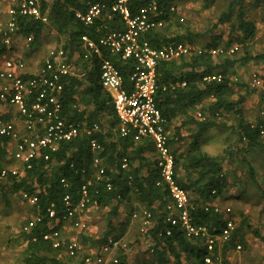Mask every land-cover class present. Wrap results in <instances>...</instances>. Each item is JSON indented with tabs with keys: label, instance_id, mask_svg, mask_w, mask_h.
Instances as JSON below:
<instances>
[{
	"label": "built area",
	"instance_id": "obj_1",
	"mask_svg": "<svg viewBox=\"0 0 264 264\" xmlns=\"http://www.w3.org/2000/svg\"><path fill=\"white\" fill-rule=\"evenodd\" d=\"M0 1L8 4V19L0 32V136L12 143V149H7V160L0 169V177L23 176L35 161L52 160L53 154L63 143L82 136L88 137V144L94 153L91 176L81 183L77 191H72L70 180L60 176L59 183L65 190L60 209L55 202H51L41 211L37 190L19 193L21 201L34 209L24 219L19 230L26 242L42 239L71 258H75L83 249L84 245L79 239L66 237L63 230L65 223L69 222L73 228L85 233L88 229L87 212L98 205L89 185L93 178L99 181L106 175V168L99 156L103 150L98 139L102 127L99 121L89 122L72 117L70 110L64 108L63 93L70 78L83 77L81 66L94 64L98 67V84L107 92L108 102L117 121L113 129L117 137H130L134 141L149 140L153 145L154 166L158 175L155 185L164 186L169 197L162 206L167 227L158 232L161 244H165V238L172 235L173 228L177 227L186 238L203 243L204 264H228L222 257L220 245L228 242L237 228L235 218L232 217L233 211L230 206H221L215 199L213 203H205L203 210L224 214L225 220L219 231L212 232L207 226L194 223L190 193L178 182L175 155L169 145L167 120L156 102L158 65L203 52L192 43L176 41L156 46L148 40L150 33L165 27L174 17L183 20L177 6H169L166 19L157 0H144L135 11L130 8L133 0L86 2L83 9L74 11L77 23L93 28L102 18L117 17L119 26L105 30L94 38L88 33L80 34L77 42L80 49L73 52L70 47L62 44L49 48L40 65L29 70L22 57H5L1 51L3 48L10 50L16 37H23L25 45L31 46L32 36L18 32L19 17L47 23L48 14L42 11L41 0ZM236 49L237 46H231L226 51L222 47L206 51L215 56L231 54ZM77 58L80 60L77 61ZM116 61L127 67L126 75L117 67ZM202 80L220 81L221 76L207 74ZM252 82L260 86L261 79L253 77ZM178 85L185 86V82H176L173 86ZM78 104L77 101L71 104L75 112L82 111ZM196 117L202 120L205 118L201 111H197ZM120 166L128 170L127 157L121 159ZM84 172L85 169H81V174ZM107 179L106 176L105 188L111 190L112 183ZM130 218L138 222L141 234L155 227L153 213L146 208L131 212ZM127 247L128 243L122 236L108 234L98 245L95 260L104 263L105 255H109L108 263L118 264L119 252ZM240 249L241 244L237 243L234 250Z\"/></svg>",
	"mask_w": 264,
	"mask_h": 264
},
{
	"label": "trees",
	"instance_id": "obj_2",
	"mask_svg": "<svg viewBox=\"0 0 264 264\" xmlns=\"http://www.w3.org/2000/svg\"><path fill=\"white\" fill-rule=\"evenodd\" d=\"M97 0H41V9L48 14V22L50 26L65 34L68 44L72 48L78 47L77 37L82 33H88L91 37L98 35L96 29L82 26L74 20V11L83 9L86 2H94ZM176 0H157L159 6L164 10V17L168 19L169 6L175 4ZM246 0H230L224 12H221L218 23H229L230 31L226 41H222L221 35H210V40L205 41L200 48L203 52L192 55L183 56L178 61L161 62L158 65V91L156 94V102L160 108L162 115L167 120V126H171L173 120L179 116H186V122L195 127V133L192 137L186 152L176 153L175 155V173L178 182L186 188L190 193V201L194 206L192 210V220L194 223L203 224L212 232H217L222 227L225 216L221 213H209L203 210L205 203H213L227 188L228 183L222 167V158L216 155H210L201 150L198 141L199 135L206 129L219 127L217 124V116L220 112L231 113L237 119V128L239 130V140H246L247 149L250 151L257 145L263 146L261 142V130L264 133V115L259 116L255 123L244 120L242 105L247 99V92L238 95L232 99L233 80L231 75L236 64L245 65L251 61H264V52L251 55L247 51V47L253 42L257 36V27L255 22L248 17L244 7ZM144 0H133L130 4L132 11L142 4ZM264 0H253L254 7L260 6ZM264 20V16L262 17ZM118 22V21H117ZM115 20L107 23L104 31L108 28H114L117 24ZM180 24L178 17H174L172 22H167L165 27L153 31L147 37L148 40L156 46L171 43L184 42L194 43L195 38L199 37V33H194L185 29L180 35L169 36L164 32L170 29V25ZM18 32L25 36H32V46L39 40L40 35L44 31L45 23L39 20L26 19L19 17L17 22ZM223 46H220L221 44ZM231 46H237V49L231 54L211 55L206 50L209 48L222 47L225 51ZM240 49H244V55L238 58L231 57ZM225 56V57H222ZM219 57V60L215 59ZM126 75L124 64L120 61L115 63ZM98 73V67L96 66ZM219 74L220 81L205 82L203 76ZM97 75V74H96ZM125 77V76H124ZM176 82H185V86H173ZM79 81L70 80L65 87L63 104L68 109L75 100L73 98L76 88L79 87ZM165 86V89H163ZM243 86V85H241ZM81 100L87 96L86 104L93 103L94 109L81 112H75L68 109L71 116L77 119H83L87 112L86 119L90 122L97 120L102 127V134L98 136L99 141L103 145V150L99 154L102 164L106 168L103 180L92 179L89 185L92 195L97 199V208H109L110 215H117L119 206L122 201L129 199L132 193L136 201L143 208L151 211L155 219V227L149 230L151 239L158 240V232L167 227L164 221L162 206L169 200L167 190L164 186H156L155 181L158 177L154 161L149 160V155L154 154L151 141L141 140L134 141L130 137H116L113 133L117 121L113 114L112 107L107 99L101 97V87L97 81L92 80L91 85L81 89ZM206 100H210L205 108L199 111L204 115V119L192 117L188 115L189 111L196 110L194 108L201 105ZM264 103V97L262 96ZM205 108V109H204ZM176 135V134H175ZM169 139V145L172 148L173 141ZM176 141V140H175ZM7 139L0 136V169L6 163L8 151L6 148ZM146 153V155H145ZM94 153L88 144V137L82 136L75 140L63 143L59 150L53 154L50 161H35L31 169L25 172L23 176H5L0 177V186L3 192L12 190V192L38 191L39 208L41 211L51 202H55L57 208H61V197L65 190L59 183L60 176H65L72 183V191H77L83 181L91 176V163ZM127 157L129 160L128 170L121 169V159ZM137 164L135 167L134 164ZM248 166L249 179L257 180L254 167ZM146 168V174L143 169ZM81 169L85 172L81 174ZM184 171V178L179 177V171ZM106 176L112 183V189L106 190ZM129 176L131 178H129ZM107 179V180H108ZM130 179V183L129 182ZM262 183V182H261ZM258 182L259 189L262 187ZM97 190V193H94ZM262 194L264 196V189ZM192 194V195H191ZM118 196H120L118 198ZM33 212L34 209L31 208ZM234 217V216H232ZM236 221V219H235ZM108 224L111 225L110 222ZM254 235L259 236L256 230H252ZM121 233L117 236L123 235ZM22 235V234H20ZM262 239H264L262 237ZM86 236L82 234L80 241L85 243ZM168 245V251L176 258V264H179L181 252L186 254V260L193 261V264H204L203 257L205 255V247L200 240H191L186 238L181 230L177 227L173 228V234L165 238ZM244 244L243 239L238 236V228L235 230L228 242L220 245V251L223 259L228 263V252L230 248L235 249V245ZM99 245V244H98ZM219 246V245H218ZM217 246V247H218ZM242 247V246H241ZM58 250L51 245L39 239L37 241H29L24 249L23 257L19 264H82L80 261H71V257L64 254L69 261L57 258ZM165 251H159L160 257L164 256ZM166 254V253H165ZM119 263L127 264L126 256L123 252H119ZM198 260V262H196ZM168 261V260H167ZM163 263L166 260H162Z\"/></svg>",
	"mask_w": 264,
	"mask_h": 264
},
{
	"label": "rangeland",
	"instance_id": "obj_3",
	"mask_svg": "<svg viewBox=\"0 0 264 264\" xmlns=\"http://www.w3.org/2000/svg\"><path fill=\"white\" fill-rule=\"evenodd\" d=\"M229 1L176 0L175 5L183 20L179 21L180 24L178 25L173 22L170 29L168 28L164 32L169 36L180 35L185 29L199 33L200 36L195 38L194 41L197 47L210 40V35H221V42H224L227 40L230 31L229 23H218V18L221 12L226 9ZM244 7L246 14L255 22L257 27V36L247 47V51L251 55L264 52V20L262 19L264 16V3L254 7L253 0H246ZM54 29L56 30L54 27L51 29L46 28L43 45H49L55 40L61 42L65 39L63 34L56 33ZM219 45L223 46L222 43ZM243 55L244 49H240L231 57L238 58ZM216 60H219V57ZM253 77L261 79L260 86L253 84ZM231 79L234 83L232 99L247 92V99L242 105L243 118L245 121L255 123L259 116L264 115V103L262 101V96L264 97V61H251L245 65L236 64ZM101 97L107 99V92L103 89H101ZM207 104L204 106L205 108ZM197 111H199V108L189 111L188 115L195 118ZM216 121L219 127L215 126L202 131L198 141L202 151L210 155L220 156L223 159L222 171L225 174L228 186L216 201L221 206L231 207L233 216L236 219L238 236L244 242L239 251L230 248L227 255L228 264H264V239H262V237L264 238V196L261 190L264 189V145H257L252 150L245 151L247 142L244 138L241 141L239 140L237 119L231 113L220 112ZM183 122H186V116L180 115L169 126L171 128L170 139L174 136L173 134H176L174 137L180 138L178 148L174 149L176 153L186 152L195 133L193 125L183 124ZM174 141L173 144L177 142V139ZM261 142L264 143V133L261 134ZM247 163L254 167L257 180L249 179ZM179 172V176L183 179V170L180 169ZM258 182H262L260 184L261 189L257 186ZM121 203L123 204L121 208L125 210L119 214L122 210L119 208L118 216L109 214L110 207L90 208V229L97 230L99 236L98 238L94 237L97 240L95 246L100 244V241L106 235L118 234L119 227H124L127 223V210L129 211L131 207L138 208L137 205H139L138 201L131 195L129 199H125ZM31 212L30 206L21 201L18 192H12V190L3 192L2 186H0V264H19L27 245L24 237L20 235L19 229L24 219ZM125 230L123 234L128 233L126 238L129 245H133V249L137 250L139 255L143 253L147 255V250H141L139 241L134 238L135 230L133 226L126 227ZM252 230H256L259 236L254 235ZM58 258L69 261L65 256ZM71 259V261H77V259Z\"/></svg>",
	"mask_w": 264,
	"mask_h": 264
},
{
	"label": "crops",
	"instance_id": "obj_4",
	"mask_svg": "<svg viewBox=\"0 0 264 264\" xmlns=\"http://www.w3.org/2000/svg\"><path fill=\"white\" fill-rule=\"evenodd\" d=\"M0 8H1V11H0V32H1L4 29L5 23H6L7 19H8V15H7L8 4L2 1L0 3ZM114 20L116 22L119 21L117 19V17H113L111 19L102 18V19H100V20L97 21V23L94 25L95 26L94 28L96 29V31H99L98 34L99 33H102L104 31V27L105 28L107 27L106 26L107 23L108 22L110 23V22H112ZM47 27L49 29H51L53 26L51 27L49 25V22L45 23V27L43 29L44 31L40 35L39 40L37 42H35L32 46H29V47L27 45H25V40L23 39V37L22 38L21 37H16L13 40V43L14 44H13V47H11L10 50L4 49V48L2 49L1 52L3 53V56H5V57H9V56H19V57H22L24 59V61L27 63V65L29 67V70H31V69H34L37 65H40L43 57L45 56V53L47 52V50L49 48H53V47L59 46V44H62L64 47L65 46L70 47L69 44H68V39L69 38H67V36H65V34H63L65 36L64 37L65 39H63V41H61L62 43L55 40V42L53 41V42L49 43V45L48 44L47 45H43V40H44V36H45V33L44 32H45V30H46ZM108 29H113V28H108ZM55 32L56 33H59L57 30H55ZM78 37L76 39L77 42H78V39H79ZM70 48H71V52H73L74 50L80 49L79 47H77V49L76 48L74 49L72 47H70ZM26 51H27V53H26ZM79 60L80 59L77 58V61H79ZM175 61H178V60H175ZM81 69L84 72L83 77L82 78H79V79H77V78H70L68 84L70 83V80H75L77 82L79 81V83H80L79 87L76 88V86H75L76 92L73 95V98L75 100L74 103L77 101L79 103L78 106L80 107V109H82V111H84L85 109L86 110L88 109L87 111H89V110L92 111L94 109L93 103H90V104H86L85 103V100L87 99V96L84 97V100H81L80 91H81V89L86 88L87 86L91 85L93 79L95 81H97L96 67H95L94 64L92 66H89V65H86L85 64V65L81 66ZM107 97H108V95H107ZM208 101H210V100H206L205 102H203L201 105H199L196 108L197 109L198 108L199 109H202V106H205ZM70 108H71V105H69V108L68 109H70ZM196 108H194V109H196ZM86 116H87V112L84 114L83 119H86ZM179 116H177V117H179ZM177 117L173 120V122L176 121ZM93 121H97V120H93ZM168 130H169V133H170L171 132V128L168 127ZM112 134H114V136L117 137L115 131H113ZM173 135L175 136V134H173ZM176 139H177V142L172 145L173 152H174V149L178 148V143L180 141L179 140L180 138L174 137V140H176ZM6 148L8 150H11L12 149V143L11 142H7ZM145 155H146V153H145ZM149 160L154 161L155 160V155L154 154L153 155L152 154L149 155ZM134 166L136 167L137 164L135 163ZM145 169L146 168L143 169V172H142L143 174H146V170ZM179 174H180V172H179ZM129 195L133 196L132 193H130ZM138 204H139V205H137L138 208L131 207L129 209V211L126 209L127 210V214H126V217H127V221L126 222L127 223H126V225L124 227L126 228V227H129V226H131V227L133 226V229L135 230V234H136V237H135V234H134V238L139 241V248L141 250L146 249L147 252H148V254L146 255L145 253H143V254L139 255L137 253V250L133 249L134 248L133 245H131V244L129 245V242H128L127 238H126V236H127L128 233H126V235L123 234L121 236L128 243L127 249L124 250V251H122L123 254H125V256H126V262H127V264H176V258L174 257L173 254H171L168 251L167 242H165V244L162 245L161 244L162 240H159V239L158 240L151 239V236H150L149 232L146 233V234H141L139 232L138 222L131 220L130 213L133 212V211L141 210L143 208V206L139 202H138ZM121 207H123V204L122 203L120 204L119 208L122 209ZM95 208H97V207H95ZM97 209H100V208H97ZM124 210L125 209L123 208L120 211L119 214H121ZM90 211L91 210L89 209L88 212H87V216H86V219H87V222H88V229H87V231L85 233L84 232H81V231H78L75 228H73V226L69 222L65 223V227L62 225L64 227L63 233H65L66 237H70V238L71 237L72 238L73 237H76L79 240H80V238H79L80 235L84 234V236H86V239H87L85 241V244L86 245H84L80 241L84 245L83 246V249L74 258V259H77L78 262L80 261L82 264H109L108 263L109 255H105V262L104 263H97L96 260H95V256H96V253H97V250H98L97 249L98 248V245L95 246L97 244V240L95 238H98L99 236L97 234V230H94V229L91 230L90 229V224H89V222H90L89 221L90 220L89 219V213H90ZM134 225H136V226H134ZM124 227H119V233H121V231H123V232L126 231ZM151 250H153V251H151ZM159 251H165L164 252V256L160 257L158 255V252ZM60 256H64V253L63 252H57V258L60 257ZM86 258H89L90 260L89 261H85ZM186 259H187L186 258V254L184 252H181L179 264H193V261L186 260ZM162 260H166V262L163 263Z\"/></svg>",
	"mask_w": 264,
	"mask_h": 264
}]
</instances>
